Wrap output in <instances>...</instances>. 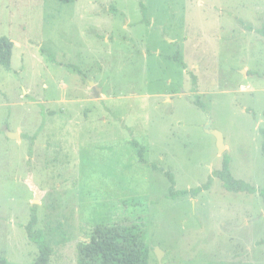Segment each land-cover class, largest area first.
<instances>
[{
  "label": "rangeland",
  "instance_id": "rangeland-1",
  "mask_svg": "<svg viewBox=\"0 0 264 264\" xmlns=\"http://www.w3.org/2000/svg\"><path fill=\"white\" fill-rule=\"evenodd\" d=\"M263 25L264 0H0V256L34 262V215L47 264H101L79 249L99 225L142 237L148 264H264ZM226 157L253 192L212 176ZM166 171L212 181L172 198Z\"/></svg>",
  "mask_w": 264,
  "mask_h": 264
},
{
  "label": "trees",
  "instance_id": "trees-1",
  "mask_svg": "<svg viewBox=\"0 0 264 264\" xmlns=\"http://www.w3.org/2000/svg\"><path fill=\"white\" fill-rule=\"evenodd\" d=\"M63 3H69L73 0H59ZM260 33L264 36V25L260 29ZM15 44L6 36H0V65L8 68L11 64L12 52ZM177 62L179 67L185 69L187 66L179 52L169 56ZM193 83H196V78L192 75ZM198 106L205 109V106L198 100L194 101ZM261 135V150L264 155V123L259 127ZM132 144L138 148L139 161L144 163L142 146H139L136 141ZM170 187L169 196L172 198L185 196L187 194L193 197L197 196L203 190L210 187L212 178L202 185L195 188L174 190V178L170 172H165ZM212 176L218 177L222 180L224 187L229 191H250L253 192L254 188L241 181L234 179L228 170L227 157L223 161L220 169L212 171ZM259 194L264 202V188L259 191ZM36 216L32 215L30 221L26 224V232L31 241L37 244L39 253L32 264H47L49 260L48 249L43 241L42 230H34ZM132 234V233H131ZM130 228L127 226H97L92 232L89 243L80 245L81 256L86 259L98 261L101 264H148L147 259L143 255L146 253L147 248L144 244V239L139 235H131ZM146 255V254H145ZM0 264H9L8 261L0 256Z\"/></svg>",
  "mask_w": 264,
  "mask_h": 264
},
{
  "label": "water",
  "instance_id": "water-1",
  "mask_svg": "<svg viewBox=\"0 0 264 264\" xmlns=\"http://www.w3.org/2000/svg\"><path fill=\"white\" fill-rule=\"evenodd\" d=\"M90 89H91L90 98L99 99L101 97V91H102L101 87L97 86L94 82H90ZM4 132H5V136L8 139L19 138L18 132H12L7 129ZM207 132L212 133L216 137L218 150L219 152H222L225 149L222 133L219 132L218 130H213V129L207 130ZM153 249L158 262H161L162 250L158 247H154Z\"/></svg>",
  "mask_w": 264,
  "mask_h": 264
},
{
  "label": "crops",
  "instance_id": "crops-1",
  "mask_svg": "<svg viewBox=\"0 0 264 264\" xmlns=\"http://www.w3.org/2000/svg\"><path fill=\"white\" fill-rule=\"evenodd\" d=\"M15 44V43H14Z\"/></svg>",
  "mask_w": 264,
  "mask_h": 264
}]
</instances>
